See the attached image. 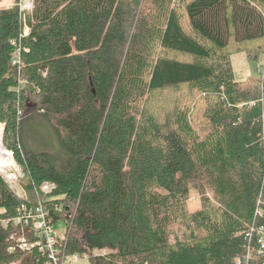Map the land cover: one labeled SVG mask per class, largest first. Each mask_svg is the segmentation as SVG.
I'll use <instances>...</instances> for the list:
<instances>
[{"label": "trees", "instance_id": "obj_1", "mask_svg": "<svg viewBox=\"0 0 264 264\" xmlns=\"http://www.w3.org/2000/svg\"><path fill=\"white\" fill-rule=\"evenodd\" d=\"M34 4L0 9V129L29 197L0 169V264L50 262L13 236L22 204L64 222L65 252L92 264H264V77L239 81L232 63L264 55V0Z\"/></svg>", "mask_w": 264, "mask_h": 264}, {"label": "rangeland", "instance_id": "obj_2", "mask_svg": "<svg viewBox=\"0 0 264 264\" xmlns=\"http://www.w3.org/2000/svg\"><path fill=\"white\" fill-rule=\"evenodd\" d=\"M21 1L22 0H0V9L10 8V7H13L16 5L19 6ZM32 2H33V8L28 10L26 13L33 11V9L35 7L34 0H32ZM232 63H233V67H234L235 77L239 81L249 80L253 77L254 78H258V77L263 78L264 77V55L260 56L258 62L250 63L248 60L246 52H238V53H235L233 55ZM199 99H200L199 96L195 97V101H194L195 106L193 105L192 110H191L193 113L191 116V120L195 126L203 127L204 126L203 117H202V113H203L202 108L203 107L201 104H199ZM199 123H201V124H199ZM38 124H37V126L36 125L33 126V128L35 129L34 131H36V137H38L39 140L41 139V137L42 138L47 137L45 140L48 139V142H50V140H51V142H50V145L47 146L46 148H48L50 150H55L56 149V145H55L56 141L51 136L49 128L46 127L44 124H40V123H38ZM2 127L4 129V125ZM0 131H2V130L0 129ZM30 137H31L30 127H27L25 129L24 134H23V141L28 145H31L33 143L32 140L30 139ZM9 153L13 157L12 153L11 152H9ZM14 163H15V161H14ZM1 171L0 172L3 174L7 183L16 192V194L18 195V191H19L21 193V195H19L20 197H22L26 201L29 200L27 193L25 192V190L23 189V187L21 185V179L23 178V173H22L20 167L17 164H15V166L13 168L1 169ZM32 207H35V206H32ZM201 207H202L201 196L196 191H192L191 197L188 201L189 212H195L197 210H200ZM24 228L17 230V232L13 235L19 244H23L22 248H25L26 246L29 245L28 243H24V242H31V240L33 239V237H32L33 234L30 232V230H27ZM53 230L55 232L56 237L67 236L65 234L66 224L64 222L55 223L53 225ZM56 253L59 254L60 251L57 249ZM107 253H109V251L101 250V251H95L93 255H105ZM79 257H80V260H78L76 262H66L65 264H92L89 261L88 255H80L79 254Z\"/></svg>", "mask_w": 264, "mask_h": 264}, {"label": "built area", "instance_id": "obj_3", "mask_svg": "<svg viewBox=\"0 0 264 264\" xmlns=\"http://www.w3.org/2000/svg\"><path fill=\"white\" fill-rule=\"evenodd\" d=\"M19 8L22 12H27L33 8L32 0H22L19 4ZM20 59L18 54L13 60V64H19ZM55 186L50 183H44L41 186V191L48 194L50 193ZM18 195L21 193L18 191ZM17 225H20L22 228L30 230V232L37 239L36 244L40 245V242L43 241L44 247H46L50 252V262L48 264H65L66 262H76L80 260L79 255H69L65 252V245L67 236L56 237L53 230V224L48 218V211H45L42 206H28L27 204H22L19 208V216L15 219ZM260 252L264 255V228L260 232ZM41 240V241H39ZM29 245L25 248H22L23 244H19L21 249H30L35 245L33 242H24ZM64 245V247H63ZM59 250L60 253L57 254L56 250ZM63 256V257H62ZM62 257V258H61ZM238 264H241L239 262Z\"/></svg>", "mask_w": 264, "mask_h": 264}, {"label": "bare ground", "instance_id": "obj_4", "mask_svg": "<svg viewBox=\"0 0 264 264\" xmlns=\"http://www.w3.org/2000/svg\"><path fill=\"white\" fill-rule=\"evenodd\" d=\"M11 154L3 146V133L0 131V169H11L15 166Z\"/></svg>", "mask_w": 264, "mask_h": 264}, {"label": "water", "instance_id": "obj_5", "mask_svg": "<svg viewBox=\"0 0 264 264\" xmlns=\"http://www.w3.org/2000/svg\"><path fill=\"white\" fill-rule=\"evenodd\" d=\"M12 155H13V153H12Z\"/></svg>", "mask_w": 264, "mask_h": 264}]
</instances>
